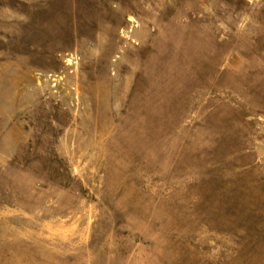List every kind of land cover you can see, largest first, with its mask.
<instances>
[{"label": "rangeland", "instance_id": "1", "mask_svg": "<svg viewBox=\"0 0 264 264\" xmlns=\"http://www.w3.org/2000/svg\"><path fill=\"white\" fill-rule=\"evenodd\" d=\"M0 264H264V0H0Z\"/></svg>", "mask_w": 264, "mask_h": 264}]
</instances>
